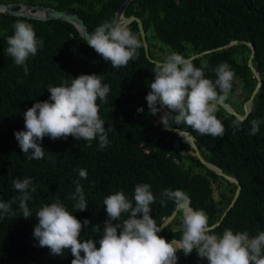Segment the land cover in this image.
<instances>
[{"label": "trees", "instance_id": "obj_1", "mask_svg": "<svg viewBox=\"0 0 264 264\" xmlns=\"http://www.w3.org/2000/svg\"><path fill=\"white\" fill-rule=\"evenodd\" d=\"M137 2L134 0L129 5L126 14L133 12ZM120 3L121 0H103L101 5V0H92L88 8L82 10L85 13L92 10L102 17L101 20L111 21ZM135 13L144 17L151 57L156 54L153 49L162 50L167 46L189 55L235 39L252 42L255 51L252 64L261 75L262 86L254 97L249 116L233 134L232 124L237 119L221 107L218 112L223 117L218 118L225 127L222 138L192 131L201 143L202 153L207 154L205 159L236 177L241 186L236 203L217 227L218 233L231 228L246 231L250 237L257 235L264 231V122L260 131L252 135L251 121H264V0H140ZM7 19L9 26L2 33L13 27L16 20L13 17ZM129 26L139 33L135 22ZM44 38V47L26 61L28 75L24 74L23 66L14 62H3L4 72L0 75V199L8 201L19 195L13 187L16 179L31 177L37 186V191L32 193L33 199L28 202L32 216L23 218L17 201L13 204L17 215L0 219V264H71L74 257L69 250H64L62 256L51 255L47 247L38 246L33 231L38 223L36 211L55 199H60L70 212L75 211L74 201L69 197L75 191L76 180L82 185L88 208L76 211L74 215L81 221L86 218L91 221L82 236L95 235L97 247L100 234L94 233L91 226L100 224L102 230L103 222L108 219L103 204L105 197L119 190L131 197L138 183L152 186L157 199L151 205V215L157 224H161L175 208L171 201L161 205L160 193L165 188L185 191L191 198V205L210 216L222 213L221 206L230 198H211L210 181L216 182L219 177L196 157L187 155L183 158L171 145L176 138L174 132H159L156 131L158 127L152 125L145 97L151 91L154 73L149 83L144 80V75L155 64L146 57L144 46L138 50V59L125 67L113 68L83 39H71L63 48H57L49 44L59 40L57 33L49 31ZM249 52L245 44H238L205 54L194 62L200 66L206 60L213 69L220 61L229 63L242 77L245 96L236 103L241 109L256 84L247 65ZM210 72L209 68L207 77ZM81 74L103 75V83L110 85L107 103L100 104L99 112L105 121L104 127L111 129L108 131L109 145L101 150L98 138L87 146V141H77L72 136L57 140L46 136L41 142L45 149L44 159H25L27 154L22 153L14 135L16 131L24 130V112L35 102L49 99V85L60 86L63 80L70 81ZM138 108H143V112L138 113ZM183 148L190 149L186 144ZM193 165L202 168L204 174L191 172ZM77 168L87 171V179L75 177ZM179 216L170 225L180 224ZM165 234L173 236L178 232L164 230L158 235L163 237ZM194 264H203V261Z\"/></svg>", "mask_w": 264, "mask_h": 264}, {"label": "clouds", "instance_id": "obj_2", "mask_svg": "<svg viewBox=\"0 0 264 264\" xmlns=\"http://www.w3.org/2000/svg\"><path fill=\"white\" fill-rule=\"evenodd\" d=\"M44 1L42 5L33 6L30 12L22 10L19 6L6 9L5 14L9 17L27 18L32 21V24L25 20H17L13 27L2 33L1 56L3 62L10 64L14 62L18 66H23L24 74L28 75L26 61L44 47L42 38L49 31L59 35V40L49 42L51 46L63 48L71 39H83L113 68L125 67L130 61L138 59V50L143 47V41L140 34L133 32L129 26L135 21L121 17L119 21L115 19L119 7L114 11L113 20L105 21L104 18L101 20L102 17L92 10L87 13L82 10V8H88L92 0H74L70 7L68 6L69 9L63 6L60 0ZM123 1L121 0V3ZM133 1L129 0L126 4L124 15L126 17L134 15L140 18L143 24L144 17L135 13L140 0L136 3L133 12L126 14ZM102 4L103 0H101ZM25 6L29 7L28 4ZM45 8L77 15L82 20V27L86 30V38L82 34V28L72 20L51 18L46 14ZM97 9L102 8L97 6ZM8 10L22 12L26 15L7 14ZM79 14L84 15L80 16ZM91 21H93L92 24ZM238 44H245L249 49L250 45L254 50L251 41L236 39L218 46L222 47L221 49L216 47L189 55L167 46L162 50L153 49V52H163L166 56L163 60H157L156 57L150 56L148 48L149 57L156 61L155 63L146 56L150 62L155 64L154 68L147 69L144 75V80L149 83L153 79L154 73V80L150 82L151 91L145 97L149 116H156L151 117L152 125L157 126L158 130L174 132L178 140L181 138L188 140L183 134V131H186L184 127L191 128L187 131L196 139L198 137L194 135L192 129L202 136L222 138L225 134V127L218 118L223 115H219L218 111L222 107L227 112L223 107L226 104L243 116V107L250 98L243 103L242 109L237 104L231 103L232 100L229 98L233 99L232 94L235 91L237 79L243 92L241 100L245 94L241 84L242 77L226 61L214 64V69L212 65L207 64L206 60L202 61L200 66H196L194 62L195 59L205 54L236 47ZM205 51H210V53L201 55ZM250 53L251 49L249 55ZM237 56L235 51L234 57ZM65 67L68 66L65 65ZM209 68L211 75L207 77L206 72ZM47 91L50 93L49 99L37 101L28 108L23 114L24 130L14 133L22 153L27 154L24 156L25 159H44L45 149L41 146V142L46 136L52 140L67 139L72 136L77 141H87V146H91L92 141L98 138V146L101 150L109 145L108 131L111 129L104 127L105 121L99 115L100 104L107 103L110 92V85L103 83V75L81 74L70 81L63 80L60 86L49 85ZM254 97L248 104L250 112L254 105ZM241 100H238L237 103ZM97 101L100 103L98 104ZM137 112H143V108H138ZM157 113L162 115L158 117L159 122L155 123ZM249 114L243 120H238L233 114H230L237 119L232 124L233 134L239 130L240 124ZM262 122L264 121L260 119L251 121L252 135L260 131ZM163 125L171 129H166ZM171 145L178 150L175 140L171 142ZM202 154L201 151V156ZM202 158L208 164L221 169L206 160L204 156ZM175 161L177 162L176 159ZM199 162L201 163V161ZM201 164L219 177L217 181L233 184L217 175L204 163ZM75 172V177L87 179L85 169L77 168ZM225 174L237 179L233 175ZM213 182L210 181L213 190L211 198L218 192L217 188H214ZM74 183L75 191L69 199L74 201L72 207L75 211L70 212L60 199H55L36 211L35 216L38 223L34 226L33 231L38 246L47 247L51 255L62 256L64 250H69L74 257L71 264H178L177 253L182 252L181 254L187 257L193 250L196 251L200 259H206L208 264H264V231H260L252 237L246 231H233L231 228H225L222 233H217L216 225L210 224L207 213L203 209H193L190 196L181 189H163L160 193V203L165 205L171 201L175 209L179 211L182 235L179 239L173 238L170 242L158 235L173 220L157 224L151 215V205L156 202L157 197L152 191V186L148 183L136 184L131 197L123 190L105 197L103 204L106 206L108 219L103 222L102 230L100 224L91 226L94 233L100 234L99 247H97V241L93 238L95 235L87 238L82 236L83 230L90 226L91 221L87 218L81 221L74 215L76 211H85L88 208L80 181L76 180ZM233 185L236 190V185ZM13 187L19 195L8 201L0 199V219L6 215H17L13 211V204L17 201L22 217L27 219L33 214L28 202L33 199L32 193L37 191V186L33 184L31 177H26L14 180ZM114 221L116 223H113Z\"/></svg>", "mask_w": 264, "mask_h": 264}, {"label": "flooded vegetation", "instance_id": "obj_3", "mask_svg": "<svg viewBox=\"0 0 264 264\" xmlns=\"http://www.w3.org/2000/svg\"><path fill=\"white\" fill-rule=\"evenodd\" d=\"M44 0H0V70H1V63H3V60H2V56H1V46H2V40H3V34H2V30L7 28L9 26V23L6 22L5 20L9 21L7 18H9L8 15L5 14L6 12V9L7 8H10L12 9L13 7L15 6H19L22 10H25V11H32L33 9V6L35 5H42L44 4ZM25 4H28L29 7L25 6ZM31 6V7H30ZM154 57L157 58V60H163L166 56L164 55L163 52H156V54L154 55ZM238 102L237 99H232L231 103L233 104H236ZM157 117H161V113H157L156 114ZM152 118L156 117V116H151ZM153 124V123H152ZM162 123L160 122V125ZM183 128V127H182ZM156 131H159V132H162L163 130H156ZM186 132H189L186 130ZM191 141L190 140H186L185 138H181L180 140H178V138H175V143L178 145V152L179 154L185 158L187 155H191L192 157H196L198 155L201 154V151L203 149H201V143L198 141V139H196L193 135L191 137ZM187 143L190 150H185L183 148L184 146V143ZM175 145V146H177ZM192 145H195L196 146V150L192 147ZM199 153H198V152ZM207 155L206 152L204 151V153L202 154V156H205ZM177 160V159H176ZM182 165H185L184 163H182ZM191 172H201L203 173V169L200 168L199 166L197 165H193V167L191 168ZM213 184H215L214 188H217V194H213L212 198L214 199H226V198H230V201L234 195V190H235V187L232 186V185H229L228 182L224 183L223 181L219 180L216 182H213ZM230 201L226 204V205H222L221 208H223V211L221 214H218V212L213 215V216H210L209 213H207L208 217H209V222L210 224H215L216 225V229L215 231L218 233L217 231V227L219 226V224L221 223V221L223 220V218L225 217V215L227 214V207L230 203ZM193 209H195V207L192 206ZM230 209V208H229ZM179 211L177 213V216H179ZM223 215V218H221V216ZM176 216V217H177ZM175 217V219H176ZM180 218H181V215H180ZM174 219V220H175ZM173 220V221H174ZM172 221V222H173ZM166 232H169V231H173V232H178V234L176 235H173V236H168L167 234H165L163 237L167 240V241H171L173 238H180V236L182 235V232H181V229H180V224H177L176 222H174L173 224L168 225V227L165 229ZM162 233V232H161ZM160 234V233H159ZM178 257H179V260H178V264L181 262V264H194L196 263L197 261L199 260H202L203 261V264H208L207 260L206 259H200L198 256H197V253L195 250H193V252L185 257L183 254L181 253H177Z\"/></svg>", "mask_w": 264, "mask_h": 264}, {"label": "water", "instance_id": "obj_4", "mask_svg": "<svg viewBox=\"0 0 264 264\" xmlns=\"http://www.w3.org/2000/svg\"><path fill=\"white\" fill-rule=\"evenodd\" d=\"M129 0H124L121 5L119 6V8L117 9L116 11V15H115V19L117 21H119L121 18H125L126 20H133L137 23V27H138V30H139V34L141 36V39L143 41V46H144V51L146 53V56L149 58V60L153 61L156 63V61L154 59H151L148 55V43H147V40H146V33H145V30H144V27H143V24L141 22V19L134 16V15H130L129 17H126L124 15V10H125V7H126V4L128 3ZM45 11H46V14L51 17V18H54V19H70L72 20L77 26L81 27L82 28V34L84 36V38H86L87 36V33H86V30L82 24V20L77 16V15H74V14H68V13H65L63 11H56V10H50V9H47L45 8ZM7 14H12V15H26L25 13H22V12H13L11 10H8L7 11ZM123 16V17H122ZM121 17V18H120ZM225 48L227 46H224ZM250 49H251V53L249 55V58H248V66L252 72V74L254 75V77L256 78L257 80V83L255 84V87L254 89L252 90L251 94H250V99L245 103L244 107H243V110H244V115L243 116H240L238 113H236L230 106H227L226 104L223 105V107L227 110V112H229L230 114H233L238 120H243L245 118V116H247L250 112V107L248 106V104L250 103V101L253 99V97L255 96V94L259 91L261 85H262V80H261V76H260V73L259 71H257L253 66H252V58L254 56V50L252 48V46H250ZM222 47H218L217 49H221ZM205 53H210V51H205L204 53H202L201 55L205 54ZM197 56V55H196ZM164 128H166L164 125H163ZM166 129H171V128H166ZM183 134L185 135V137L191 141V135L186 132V131H183ZM180 138V137H179ZM192 147L196 150V146L195 145H192ZM198 152V151H197ZM199 153V152H198ZM197 158L199 159V161H201V163H204L205 165H207L210 169L214 170L216 172L217 175L229 180L231 183L235 184L236 185V190L234 192V195L232 197V200L229 204V206L227 207V209L229 210V208H231L232 206H234L237 198H238V195H239V192H240V185H239V182L237 179H234L232 177H230L229 175H226L225 173H223V171L219 168H216L215 166L213 165H210L208 164L207 162H205L200 155L197 156ZM178 213V210L174 208V210L172 211V213L167 217L165 218L162 223L164 222H168V221H172L175 219L176 215ZM221 218H223V215L221 216ZM161 223V224H162ZM169 224V223H168ZM166 228V227H165ZM164 228V229H165ZM163 229V230H164ZM162 230V231H163ZM161 231V232H162ZM160 232V233H161ZM159 234V233H158Z\"/></svg>", "mask_w": 264, "mask_h": 264}, {"label": "rangeland", "instance_id": "obj_5", "mask_svg": "<svg viewBox=\"0 0 264 264\" xmlns=\"http://www.w3.org/2000/svg\"><path fill=\"white\" fill-rule=\"evenodd\" d=\"M73 1H74V0H60V3H61L63 6L68 7V6H70V4H71ZM17 20H25L26 22L32 24V21H31L30 19H27V18L16 19L15 22H16ZM5 21L8 22L7 20H5ZM3 72H4V64L1 63L0 75H1ZM242 93H243V92H242V89H241L240 86H239V80L237 79V84H236V87H235V91H234L233 94H232V98H233V99H237V100H241V99H242V97H241ZM229 99L232 100L231 98H229ZM159 120H160V119L157 117V118L155 119V123H158ZM188 167H189V166H188Z\"/></svg>", "mask_w": 264, "mask_h": 264}, {"label": "bare ground", "instance_id": "obj_6", "mask_svg": "<svg viewBox=\"0 0 264 264\" xmlns=\"http://www.w3.org/2000/svg\"><path fill=\"white\" fill-rule=\"evenodd\" d=\"M42 13V12H41Z\"/></svg>", "mask_w": 264, "mask_h": 264}]
</instances>
